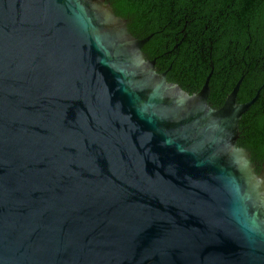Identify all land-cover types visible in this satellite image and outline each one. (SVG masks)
I'll return each instance as SVG.
<instances>
[{
    "label": "water",
    "instance_id": "obj_1",
    "mask_svg": "<svg viewBox=\"0 0 264 264\" xmlns=\"http://www.w3.org/2000/svg\"><path fill=\"white\" fill-rule=\"evenodd\" d=\"M106 0H0V264H264V172Z\"/></svg>",
    "mask_w": 264,
    "mask_h": 264
},
{
    "label": "trees",
    "instance_id": "obj_2",
    "mask_svg": "<svg viewBox=\"0 0 264 264\" xmlns=\"http://www.w3.org/2000/svg\"><path fill=\"white\" fill-rule=\"evenodd\" d=\"M127 20L129 33L152 37L142 47L147 59L171 52V73L186 69L191 87L200 89L213 64L209 103L218 108L243 76L238 103L260 97L242 115L237 145L246 149L257 173L264 172V0H106ZM176 47V48H174ZM158 62L161 59H157ZM174 79V78H171Z\"/></svg>",
    "mask_w": 264,
    "mask_h": 264
},
{
    "label": "flooded vegetation",
    "instance_id": "obj_3",
    "mask_svg": "<svg viewBox=\"0 0 264 264\" xmlns=\"http://www.w3.org/2000/svg\"><path fill=\"white\" fill-rule=\"evenodd\" d=\"M174 48H176V47H174ZM170 54H171V52L170 51H168L167 53H163L162 55H160V56H158L157 58H154V59H148V60H150V61H154V65H155V67H156V69H157V71H158V73H163L164 75H165V78H166V80H167V82L168 83H171V84H176V85H178V86H180L181 87V89L182 90H184L185 92H187V93H189L188 91H186L185 89H183L182 88V86H183V84H185L186 86H188V87H191L192 85H193V82H192V80H190L188 77H186L185 75H186V69L185 68H181V70H179V72L178 73H171L172 72V66H171V64H169L167 67H161V66H159V65H164L165 64V61H168L169 59H170ZM145 55V54H144ZM146 56V55H145ZM147 58V57H146ZM157 59H161V61L160 62H158L157 61ZM159 64V65H158ZM171 78H174V79H171ZM203 84V83H202ZM202 86V85H201ZM201 88V87H200ZM200 90V89H199ZM198 90V91H199ZM198 91H196V92H192V93H189V94H193V93H197ZM257 92H259V96H258V98L260 97V92H261V88H259L257 91H256V93ZM256 93H255V95H256ZM228 94V93H227ZM238 94V93H237ZM254 95V96H255ZM253 96V97H254ZM252 97V98H253ZM237 98H238V96H237ZM237 98H236V103L237 104H241V103H238L237 102ZM251 98V99H252ZM258 98H257V100H258ZM250 99V100H251ZM256 100V101H257ZM224 102V101H223ZM248 102V101H247ZM208 103H209V97H208ZM210 104V103H209ZM211 105V104H210ZM212 107V106H211ZM213 108H215V107H213ZM219 108V107H218Z\"/></svg>",
    "mask_w": 264,
    "mask_h": 264
}]
</instances>
